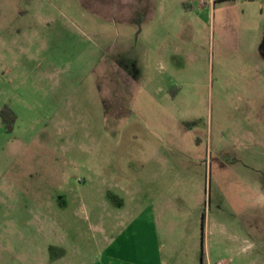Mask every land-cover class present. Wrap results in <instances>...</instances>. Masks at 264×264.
Masks as SVG:
<instances>
[{
	"label": "rangeland",
	"instance_id": "rangeland-1",
	"mask_svg": "<svg viewBox=\"0 0 264 264\" xmlns=\"http://www.w3.org/2000/svg\"><path fill=\"white\" fill-rule=\"evenodd\" d=\"M0 264H264V0H0Z\"/></svg>",
	"mask_w": 264,
	"mask_h": 264
}]
</instances>
